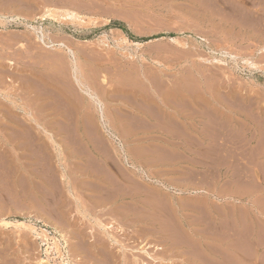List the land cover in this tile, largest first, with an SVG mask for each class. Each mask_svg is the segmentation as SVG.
I'll return each instance as SVG.
<instances>
[{"label": "rangeland", "instance_id": "rangeland-1", "mask_svg": "<svg viewBox=\"0 0 264 264\" xmlns=\"http://www.w3.org/2000/svg\"><path fill=\"white\" fill-rule=\"evenodd\" d=\"M0 264H264V0H0Z\"/></svg>", "mask_w": 264, "mask_h": 264}, {"label": "bare ground", "instance_id": "bare-ground-1", "mask_svg": "<svg viewBox=\"0 0 264 264\" xmlns=\"http://www.w3.org/2000/svg\"><path fill=\"white\" fill-rule=\"evenodd\" d=\"M71 15V13L69 14ZM237 17V16H236ZM139 42H135V44H138ZM60 47L64 48V45H60ZM68 50V49H66ZM67 52V51H66ZM65 52V53H66ZM69 52V51H68ZM67 52V53H68ZM73 53V52H72ZM70 54V53H69ZM74 58V57H73ZM72 58V59H73ZM70 64H72V69H73V77L74 80L76 82V84L81 88L82 93L85 94L88 99H90V101H92L93 105L96 107L98 115H99V119L102 122V126L104 128H107L108 130V126H107V120H106V116L104 113V110L102 108V101L101 99L98 97L99 95L97 94V92H95L92 88L89 86V84L86 83V81L83 79V76L81 74V72L78 69L77 63H76V59L72 60V62H70ZM70 72V71H69ZM105 78H102V83H105ZM26 113V112H25ZM11 134V133H10ZM27 134V133H25ZM7 135V134H6ZM17 135V133H16ZM24 135V134H23ZM14 136V135H13ZM28 135H25L24 137H26ZM14 141V140H13ZM25 144V143H24ZM14 145V144H13ZM31 150V149H30ZM40 151V150H39ZM42 153V152H41ZM43 161V160H42ZM26 171V170H25ZM93 172V171H92ZM100 172V171H98ZM109 180V179H108ZM104 183V182H103ZM108 184V183H107ZM109 187V186H108ZM119 188V187H118ZM104 189V188H103ZM91 191V190H90ZM113 191V190H112ZM44 192V191H43ZM114 192V191H113ZM47 197V196H46ZM137 197V196H136ZM134 200H136L134 198ZM138 200V199H137ZM141 201V200H140ZM136 202V201H135ZM109 228H115L114 225H109ZM112 240V239H111ZM113 241V240H112ZM115 242V240H114ZM122 249V248H121ZM143 249V248H142ZM126 263V262H125Z\"/></svg>", "mask_w": 264, "mask_h": 264}, {"label": "trees", "instance_id": "trees-1", "mask_svg": "<svg viewBox=\"0 0 264 264\" xmlns=\"http://www.w3.org/2000/svg\"><path fill=\"white\" fill-rule=\"evenodd\" d=\"M111 25H112L113 27L120 28L121 30L127 32L126 29H125V27H123V25H122L120 22H118V21H113V22H111ZM127 34H128V36H129L130 38L135 39V41H147V40L151 39V38H138V37H133V35H131V34H129V33H127ZM158 36H162V35H158ZM158 36H154L153 38L158 37ZM169 36H173V35H172V34H169Z\"/></svg>", "mask_w": 264, "mask_h": 264}]
</instances>
